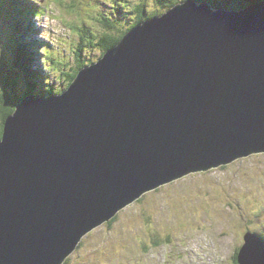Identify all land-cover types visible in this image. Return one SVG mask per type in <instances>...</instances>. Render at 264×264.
<instances>
[{
	"label": "water",
	"instance_id": "obj_1",
	"mask_svg": "<svg viewBox=\"0 0 264 264\" xmlns=\"http://www.w3.org/2000/svg\"><path fill=\"white\" fill-rule=\"evenodd\" d=\"M264 154V3L188 0L132 29L0 141V264H63L150 192ZM239 264H264L245 236Z\"/></svg>",
	"mask_w": 264,
	"mask_h": 264
},
{
	"label": "rangeland",
	"instance_id": "obj_2",
	"mask_svg": "<svg viewBox=\"0 0 264 264\" xmlns=\"http://www.w3.org/2000/svg\"><path fill=\"white\" fill-rule=\"evenodd\" d=\"M9 1L0 0V93L5 76L19 77L14 91H9L23 97L29 90L28 78L22 74L20 79L13 69L15 49L11 36L15 26ZM30 1L46 12L30 19L35 35L21 32L25 33L21 41L29 43L30 49L35 47V57L30 56L35 62L29 65L30 70L45 78L41 90L39 86V91L34 88L31 94L40 97L48 92L47 87L54 85L55 95H61L69 89L66 90L67 74L77 69L79 63L91 66L103 58V50L96 45L86 50L78 62L75 52L82 34L79 28L86 24V28L94 27L100 34L101 25L93 23L100 10L112 15L110 3L116 1ZM139 1H121L128 5L115 13L121 33L132 22L131 4ZM143 1L148 4V16L166 14L172 3ZM53 62H63L65 66L53 69ZM109 223L94 228L63 264H236L235 256L245 246L248 233L264 238V154L162 186L121 211L115 223Z\"/></svg>",
	"mask_w": 264,
	"mask_h": 264
},
{
	"label": "trees",
	"instance_id": "obj_3",
	"mask_svg": "<svg viewBox=\"0 0 264 264\" xmlns=\"http://www.w3.org/2000/svg\"><path fill=\"white\" fill-rule=\"evenodd\" d=\"M3 2H7L6 0H2ZM54 1V0H52ZM114 1V0H110ZM116 2L110 3L111 7L113 8L111 10L112 15L108 16L105 15L101 10L100 14L96 17V21L93 24H100L101 30L100 34L97 32L96 28L92 27L90 29L86 28V24L79 28V31L82 33L80 35L79 43L77 45V49L75 54L77 55L78 62L81 61L83 55L85 54L86 50H90L96 45L100 47L103 50L102 56L104 57L109 51H111L113 48L117 47L123 40V38L128 34L130 30L134 29L135 27L150 21L151 19L155 18L157 15L152 14L151 16H148V4L141 0L138 4H131V6L134 7V11L131 13V23H127L128 29L127 31H123L121 33L120 29L122 28L119 26L118 19L116 18V11L119 13L121 11V7L123 8L127 7L128 5L124 2L121 3V1L124 0H115ZM168 0H159L160 3H164ZM187 0H185L186 2ZM199 3L208 2L210 3L214 9H231V10H242L245 9L251 5H258L264 3V0H196ZM58 3L66 4V0H57ZM171 5L169 10L175 8L178 4V1L176 0H170ZM9 9L11 12V16L14 22L15 28L13 29V33L11 36L12 39V47L15 49V56L13 58V69L18 73V76H21L22 74L26 75L28 78L27 86L29 88L26 95L23 97H19L17 94H15L14 91V85L17 83V79L7 78L5 76L3 78V92L0 93V121H1V131H0V141L2 140L3 131H4V125L7 121V119L14 114L16 111L18 105L26 98V97H36L33 94H31L36 88V90L39 91V86L41 90V83L45 81V78L36 74V71H31L29 65H34V61L31 57H35L33 55V50L35 47L33 46L31 49L29 46H27V42H22L21 38L24 37L25 33L29 31L30 34H35L34 30H32L30 26V19L32 16H38L42 12H45L44 7L43 8H36L33 6L32 2L30 0H25V3H23V0H11L9 1ZM100 8V7H99ZM99 8L97 10L99 11ZM95 19V18H94ZM115 19V20H114ZM19 23H18V22ZM74 26V25H73ZM129 30V31H128ZM74 31L77 33L76 29ZM121 34V35H120ZM31 56V57H30ZM50 58V56H48ZM50 60V59H49ZM51 61V60H50ZM53 69H56V67L65 66L63 62L55 63L53 62ZM88 65L85 63H79L78 68L74 69L72 72H69L67 74L68 79V86L66 87V90L71 87V85L74 83L76 78L78 77L79 73L85 69ZM32 68V67H31ZM12 69V72L15 73V71ZM4 75V74H3ZM9 88L13 91H9ZM47 93L45 95H40L38 98H46L55 96L57 92L54 91V85L47 87ZM12 94H11V93ZM64 92V91H63ZM118 219V216L113 219L109 225H112L116 222ZM81 247V245H80ZM79 247V248H80ZM239 255L236 254L235 256V263L239 264Z\"/></svg>",
	"mask_w": 264,
	"mask_h": 264
},
{
	"label": "bare ground",
	"instance_id": "obj_4",
	"mask_svg": "<svg viewBox=\"0 0 264 264\" xmlns=\"http://www.w3.org/2000/svg\"><path fill=\"white\" fill-rule=\"evenodd\" d=\"M257 237H259L261 240H263L264 241V238L263 237H261L260 235H257V234H255ZM240 254V251L237 253V255H239ZM238 258H239V256H238Z\"/></svg>",
	"mask_w": 264,
	"mask_h": 264
},
{
	"label": "clouds",
	"instance_id": "obj_5",
	"mask_svg": "<svg viewBox=\"0 0 264 264\" xmlns=\"http://www.w3.org/2000/svg\"><path fill=\"white\" fill-rule=\"evenodd\" d=\"M157 17V16H156ZM62 95V94H61Z\"/></svg>",
	"mask_w": 264,
	"mask_h": 264
}]
</instances>
